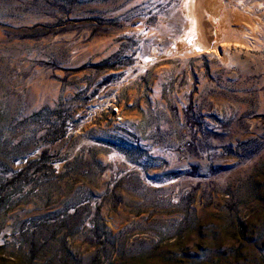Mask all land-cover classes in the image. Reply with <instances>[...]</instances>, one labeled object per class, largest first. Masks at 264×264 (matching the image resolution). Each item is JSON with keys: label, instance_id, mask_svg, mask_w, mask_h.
<instances>
[{"label": "rangeland", "instance_id": "obj_1", "mask_svg": "<svg viewBox=\"0 0 264 264\" xmlns=\"http://www.w3.org/2000/svg\"><path fill=\"white\" fill-rule=\"evenodd\" d=\"M219 1L258 26L197 55L183 0H0V264H264V0Z\"/></svg>", "mask_w": 264, "mask_h": 264}, {"label": "bare ground", "instance_id": "obj_2", "mask_svg": "<svg viewBox=\"0 0 264 264\" xmlns=\"http://www.w3.org/2000/svg\"><path fill=\"white\" fill-rule=\"evenodd\" d=\"M215 1L183 0L181 12L185 16L186 23L179 42L175 43V47L177 44H183L188 53L198 55L202 51L215 49L219 42L235 40L236 38L248 40L247 37H241L240 35L246 34V31L252 30L258 25L251 24L250 27H244L245 30L242 32H236L229 25L227 14L224 12L225 6L220 1L219 6H216ZM238 1L242 2L243 0Z\"/></svg>", "mask_w": 264, "mask_h": 264}]
</instances>
